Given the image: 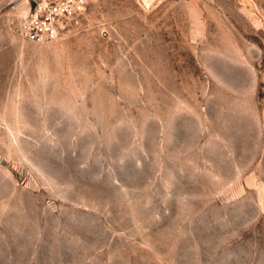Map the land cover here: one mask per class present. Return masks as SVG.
I'll return each instance as SVG.
<instances>
[{"label": "rangeland", "instance_id": "obj_1", "mask_svg": "<svg viewBox=\"0 0 264 264\" xmlns=\"http://www.w3.org/2000/svg\"><path fill=\"white\" fill-rule=\"evenodd\" d=\"M0 0V264H264V0H86L32 43Z\"/></svg>", "mask_w": 264, "mask_h": 264}, {"label": "built area", "instance_id": "obj_2", "mask_svg": "<svg viewBox=\"0 0 264 264\" xmlns=\"http://www.w3.org/2000/svg\"><path fill=\"white\" fill-rule=\"evenodd\" d=\"M31 8L19 26L20 35L32 43L57 41L78 29L85 15L86 0H13Z\"/></svg>", "mask_w": 264, "mask_h": 264}, {"label": "bare ground", "instance_id": "obj_3", "mask_svg": "<svg viewBox=\"0 0 264 264\" xmlns=\"http://www.w3.org/2000/svg\"><path fill=\"white\" fill-rule=\"evenodd\" d=\"M12 4H14L15 6H21V7L23 6L25 12H28L26 2H18V3L13 2Z\"/></svg>", "mask_w": 264, "mask_h": 264}, {"label": "water", "instance_id": "obj_4", "mask_svg": "<svg viewBox=\"0 0 264 264\" xmlns=\"http://www.w3.org/2000/svg\"><path fill=\"white\" fill-rule=\"evenodd\" d=\"M30 8H31V6H30V5H27V10H28V11L30 10Z\"/></svg>", "mask_w": 264, "mask_h": 264}]
</instances>
